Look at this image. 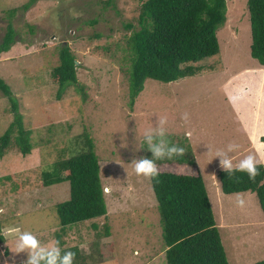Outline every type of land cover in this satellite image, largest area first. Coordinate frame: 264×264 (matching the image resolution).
Listing matches in <instances>:
<instances>
[{"label":"rangeland","instance_id":"1","mask_svg":"<svg viewBox=\"0 0 264 264\" xmlns=\"http://www.w3.org/2000/svg\"><path fill=\"white\" fill-rule=\"evenodd\" d=\"M142 1L0 0V42L9 24L16 32L10 49L0 53V77L32 143L23 156L11 140L0 156V242L17 261L27 254L13 252L15 237L5 236L3 229L30 231L45 245L56 241L55 204L68 198L69 184L44 185L42 172L87 149L91 139L101 183L109 189L104 193L107 213L60 231V247L78 250L75 264H166L150 179L137 176L131 162L152 157L143 133L158 116L167 117L169 140L195 163H180V156L159 160L157 166L201 176L228 264L264 259V217L256 194L222 192L219 158L212 159L230 142L240 146L234 163L260 152L249 149L248 127L264 135V64L250 55L247 0H226V21L217 29L219 53L188 63L197 69L192 76L170 82L147 78L130 106L126 40L139 29ZM62 44L76 57L82 91L65 83L58 97L51 71ZM184 112L190 114L187 124L181 120ZM12 119L11 102L0 91V135Z\"/></svg>","mask_w":264,"mask_h":264},{"label":"trees","instance_id":"2","mask_svg":"<svg viewBox=\"0 0 264 264\" xmlns=\"http://www.w3.org/2000/svg\"><path fill=\"white\" fill-rule=\"evenodd\" d=\"M31 3L23 7L26 9ZM247 7L250 55L264 64V0H247ZM225 21L226 0H143L138 14L139 29L132 31L126 40L130 58L129 105H133L147 78L170 82L195 74L197 69L188 63L219 53L217 29ZM127 27L132 26L127 24ZM15 33L9 24L0 42V53L10 49ZM58 60L51 71L52 78L58 83L57 96H61L65 83H73L82 91L77 79L76 57L69 45L60 46ZM0 91L9 98L13 112L12 121L0 135V156L8 150L11 140L25 156L32 149L31 132L24 128L17 102L1 77ZM260 140L264 143V135ZM86 144L87 149L54 161L50 169L42 172L44 185L63 181L69 184L68 198L55 204L60 225L55 236L60 246L63 243L61 232L67 226L107 213L99 159L92 140L87 139ZM179 162L195 163L184 155ZM216 174L221 191L226 194L254 192L264 217V167L259 168L255 181L245 173L237 172L229 177L219 170ZM150 183L157 202L166 264H228L201 176L160 171ZM105 233H109L107 228ZM72 251L81 256L76 248ZM253 264H264V259Z\"/></svg>","mask_w":264,"mask_h":264},{"label":"clouds","instance_id":"3","mask_svg":"<svg viewBox=\"0 0 264 264\" xmlns=\"http://www.w3.org/2000/svg\"><path fill=\"white\" fill-rule=\"evenodd\" d=\"M181 120L187 124L190 120V114L187 112L182 113ZM167 126V117L158 116L155 126L144 131L143 144L152 153V157H141L131 161L134 173L137 176L147 179L156 178L160 174L157 161L164 159L171 160L184 155L185 149L173 144L169 140ZM185 135L187 138H191L190 132H186ZM239 147L237 143L230 142L224 148L216 150L212 159L219 158V167L227 176L232 177L237 172L245 173L250 180L255 181L259 175V168L264 167V153L252 152L234 163L232 154L238 151ZM208 151H212L211 147H208ZM103 190L105 193L109 191L108 188H104ZM237 203L243 204V200L238 198ZM4 235L15 237L14 253L19 254L23 252L27 254L24 264H74L76 253L70 250H62L59 241L45 245L32 232L21 231L19 229L14 231L5 230Z\"/></svg>","mask_w":264,"mask_h":264},{"label":"crops","instance_id":"4","mask_svg":"<svg viewBox=\"0 0 264 264\" xmlns=\"http://www.w3.org/2000/svg\"><path fill=\"white\" fill-rule=\"evenodd\" d=\"M247 134H248V139L250 142L249 149L257 148L260 151V153H264V143L259 139L260 135L263 134V131L262 132L261 131H255L254 129H251L250 127H248ZM236 157H237V154H232V159H234ZM15 228H17V227L6 228L3 230H13L14 231V230H16ZM0 237L2 238L1 234H0ZM0 245H1L0 248L2 251L1 253H3L1 260H0V264L4 263L6 261H10V260L17 261V259H15L12 255H9L8 251L4 248L2 242H0Z\"/></svg>","mask_w":264,"mask_h":264},{"label":"built area","instance_id":"5","mask_svg":"<svg viewBox=\"0 0 264 264\" xmlns=\"http://www.w3.org/2000/svg\"><path fill=\"white\" fill-rule=\"evenodd\" d=\"M2 264H24V261H15V260H10V261H6Z\"/></svg>","mask_w":264,"mask_h":264},{"label":"water","instance_id":"6","mask_svg":"<svg viewBox=\"0 0 264 264\" xmlns=\"http://www.w3.org/2000/svg\"><path fill=\"white\" fill-rule=\"evenodd\" d=\"M77 63V61H75Z\"/></svg>","mask_w":264,"mask_h":264}]
</instances>
